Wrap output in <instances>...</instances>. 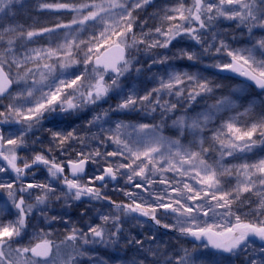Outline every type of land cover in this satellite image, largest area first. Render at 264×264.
<instances>
[{
    "label": "snow or ice",
    "instance_id": "6c2138e0",
    "mask_svg": "<svg viewBox=\"0 0 264 264\" xmlns=\"http://www.w3.org/2000/svg\"><path fill=\"white\" fill-rule=\"evenodd\" d=\"M21 3L22 0H0V48L3 49L0 52V98L10 97L6 109L0 111V125H9L7 134L0 131V176L8 177L0 179V193H6V199L0 197L3 201L0 203V264H83L85 258L89 264H99V258L94 255L97 246L118 250L130 248L133 255L126 264H230V257L240 253L247 254L248 264H264V157L249 161L246 156L238 155L252 153L258 147L264 149V99L259 98L264 96V0H191L190 4L188 0H176L175 6L162 10L160 26L148 33L142 31L139 36L135 32L137 13L152 0H39L40 10L68 13L72 19L28 30L13 26V9ZM218 20L231 21L242 34L246 30L248 46L232 47L227 42L226 31L212 33L209 43L205 34ZM89 24L99 25L101 30L98 34L93 32L87 40L80 39L78 34ZM257 32L261 35L257 36ZM45 37L48 39L45 47L28 48ZM185 37L199 45L202 51L197 53L182 48L172 57L157 54L148 68L150 71L156 64L163 67L156 87L144 90L141 95L136 87L123 83L133 70L137 74L142 71V66H136L140 61L133 55V49L137 52L141 51V46L146 52L169 49L174 41ZM20 48L25 49L23 56L18 55ZM81 54L85 71L76 75L70 69L81 63ZM204 55L227 57L211 66L219 72L245 77L261 90L260 93L251 98L250 93L243 95L244 88H230L224 92L221 91L223 85L198 74L175 70L171 64L173 59L196 61ZM28 64L33 67H27ZM13 67L18 70L17 78L11 74ZM19 70H23L22 75ZM85 80L90 82L85 84ZM14 84L22 85L15 95L10 91ZM45 88L48 90L44 91ZM113 93L119 96L117 105L93 115L87 125L95 127L100 122L108 123L111 115L134 111L155 113L159 110L163 118L175 113L178 104L184 101L180 109L182 114L172 120L171 126L177 133L175 138L162 135L160 125L116 122L114 128H101L108 132L106 137L92 136L102 144L105 141L115 144L113 151L102 152L96 148L85 152L86 136L77 135L75 129L67 132L49 129L50 143L55 144L62 155L73 142L81 144L75 159L69 156L66 163L57 161L49 155L53 151L51 147L35 152L30 160L19 156L20 151L28 149L27 134L46 115L55 118L58 114L78 113ZM165 94L175 96L177 101L164 99ZM198 98L204 100V106L196 111L194 106ZM245 116L249 119L241 124ZM215 120L219 124L210 128ZM129 128L132 133L126 137L124 133ZM208 131L211 137L206 139L204 134ZM184 137H190L187 145L182 142ZM213 152L218 153V158L210 162L208 156ZM228 157L243 162L226 164ZM108 158L126 162H118L117 166L116 161L109 162ZM22 159L24 162L20 166ZM89 164H95L97 170L84 182ZM41 165L47 170L48 182L24 184L23 177ZM168 172L194 183L185 181L180 186V180L164 175ZM157 175L161 177L158 183L165 188L161 194L150 193L151 203L128 191L125 195L131 202L116 203L96 183L106 187L109 179L115 181L118 176H125L128 184L147 192L157 183L152 179ZM230 178H235V187L226 188ZM137 180L144 183L135 182ZM56 182L63 187L57 189ZM33 189H38L39 193L29 202ZM246 193H254L257 201L249 213L241 215L233 208L236 204H251L243 198ZM53 198H63L66 203H83L84 198L108 200L116 214L98 210L99 223L86 222L79 227L72 224L59 244L41 238L30 246H20L29 219L37 211L46 222L72 223L62 216H48L45 208ZM160 209L173 214L175 224L162 223L157 215ZM87 213L84 209L80 215L83 217ZM210 215L221 216L226 222H198L200 216ZM249 215L252 219L246 218ZM6 216L15 218L5 220ZM137 216L146 217L165 229H174L182 236L206 241L204 249L212 252L206 254L193 246L182 249V255L173 256L159 245L145 247L148 242L155 243V236L144 240L125 238L124 218L136 219ZM44 235L47 237L50 233ZM252 238L261 241L262 246L253 248ZM122 239L125 240L123 245L120 244ZM14 244L17 247L13 248ZM67 249L70 251L65 252Z\"/></svg>",
    "mask_w": 264,
    "mask_h": 264
},
{
    "label": "rangeland",
    "instance_id": "374dc122",
    "mask_svg": "<svg viewBox=\"0 0 264 264\" xmlns=\"http://www.w3.org/2000/svg\"><path fill=\"white\" fill-rule=\"evenodd\" d=\"M39 0H22L21 4L15 5L13 11L15 12L14 20H13V26H23L24 29H38L40 27H46V26H52L54 22L59 20L60 22L67 23L72 19V15L68 13L63 14H54L49 11H42L39 9L38 6ZM188 3H191V0H188ZM176 0H156L149 6H147L143 10H139L138 15V21L137 26L135 28L136 34L139 36L141 32L148 33L150 30L154 29L157 26H160L161 24V16L163 14L162 10L166 7H172L175 6ZM8 26V23L5 22V27ZM101 30V26L96 25L93 26L89 24L86 28V30H81V32L78 34L80 39L87 40L93 32H98ZM235 30V31H234ZM67 31V30H64ZM226 31L227 33V42L231 44L232 47H247V32L246 30L242 34L240 30L236 29V25L232 23L231 21L227 20H218L215 22L214 26L211 28V31L206 32V39L209 43L212 42V33H224ZM154 35V34H153ZM261 35V33L257 32V36ZM235 37V39H233ZM151 38V37H150ZM48 43L47 37L43 39H37V41L34 44L28 45V48L33 47H45ZM218 43V41H217ZM144 46H141V51L137 52L135 49L132 50L133 55L137 57V59L140 61V64H137V67L142 66L141 73L137 74L134 70L132 74L127 77L123 83L128 86H134L139 91L140 94H144V90H150L153 87H156L158 84L159 77L163 74V67L159 64L153 65L151 67V70L149 71V65L152 63V60L156 58L157 54L163 56L167 55L168 57H172L174 54L178 53L179 49H187L190 51H194L197 53H200L202 49L199 45H196L194 41L189 40L187 37L184 39H177L173 42V44L170 46L169 49H154L152 51H144ZM3 49L0 48V52H2ZM25 54V49L20 48L18 49V55L23 56ZM221 58L228 59L227 57H214L209 55L201 56L196 61H189L187 58L183 59H173L171 60V64L175 70L181 71V72H189L193 74H199L198 71H214L213 65L214 63L218 62ZM11 59V58H9ZM81 63L74 66L73 69H70L71 72H74L76 75H79L80 73L85 71V66L82 63L83 55L81 54ZM27 67L32 68V64H28ZM90 71V70H89ZM23 70H19V74L22 75ZM11 74L13 78H17L18 70L13 67L11 69ZM203 76L207 79L208 77L204 75ZM155 77V79H154ZM37 78L38 74H37ZM60 79H63L64 77H59ZM74 78V77H72ZM110 82V77L107 78ZM210 80V79H209ZM89 80H85V84L89 83ZM28 83L31 84V77H29ZM58 83V80H57ZM236 83V84H235ZM56 85H53L55 87ZM22 85H15L14 89L12 91V94L15 95L21 91ZM230 88H244L243 95L251 94V98H256V93L254 90H252L250 87H246L245 84L242 83H229L228 89L225 91L227 92ZM48 89L45 88L44 91H47ZM249 90L253 91L250 92ZM68 91H71L69 89ZM258 94V93H256ZM37 97L39 96V93L36 94ZM110 99L107 101L106 107H100L95 106L90 109H83L81 118H82V135L80 134V126L77 125L74 127L75 130L79 129L77 132L79 133V136H86L88 139L85 141V144L87 145L84 147V151L88 152L90 150H94L96 148H99L102 152L104 151H113L115 149V144H112L110 141H105L103 144L100 142L99 139H92L93 134H97L100 138L106 137L108 135L107 131H101V128L107 130L110 128L115 127L116 122H124L126 124L131 125H137L140 123H147V124H153V125H160L161 134L166 137H172L175 138L177 133L172 128V120L176 118V116H179L182 114L181 108L184 105V101H181L180 104H178V110L175 113H169L167 116H164L162 118L160 111H156L155 113H152L150 111H134L129 112L127 114H116L111 115V118L108 123L100 122L95 127H91L87 125V121L92 118L93 115L100 113L103 109L111 107H115L117 103L119 102V96L115 93L111 94ZM260 99H264V96H260ZM164 99L171 100L172 102H176L177 98L175 96H168L165 94ZM10 100V97H7L5 99V104L0 103V111H4L6 109V106L8 105ZM211 102V101H209ZM23 103V101H21ZM204 106V100L198 98V102L194 106V110L199 111ZM27 107V105H25ZM242 111V109H241ZM257 111H259V108H257ZM75 113L71 114L74 117ZM230 115H234V113H231ZM70 116V115H69ZM249 118L247 116L243 117L241 119V124H243L244 121H247ZM163 120V123H162ZM219 121L215 120L213 123L209 126L210 128L218 125ZM9 127H5L3 130L5 134H7ZM0 131H2L0 129ZM129 133H132V129L129 128L124 133V135L127 137ZM205 138L208 139L211 137V131L206 132ZM190 137H184L182 138V142L187 145L188 140ZM29 141L27 137V142ZM210 142V139H209ZM208 144H205V147H207ZM218 146V145H217ZM29 147V146H28ZM242 158L246 156V158L249 161L257 160L261 157H264V149L256 148L252 153L248 154H238ZM19 156L26 159H31L32 156L28 152V149L20 151ZM28 156V157H27ZM214 158H218V153H210L208 156V160L211 162ZM109 162L116 161L117 166L118 162H126L123 161L120 158H108ZM24 160L22 159L20 161L21 165H23ZM239 162H243V160H237L233 159L231 157L226 158L225 163L226 164H237ZM89 167L87 168L88 175L83 178L84 182H87L88 177L93 175L96 170L97 166L95 164H89ZM103 163L100 166V171H102ZM169 179H175L180 180L182 186L183 182L187 181L189 183H194V181L187 180V178H181L177 174L168 172L164 174ZM161 177L159 175L152 177L153 180L157 181V183L153 184L152 187L147 191H142L141 189H136L133 185L128 184L126 182L125 176H118L117 180H108L107 186L100 185V182H96L98 186H101L102 192L109 196L111 194L119 195L122 198H125L127 201L126 203H130V198L125 195V192H133L138 194L139 197L143 198L145 201L153 202L151 194H161L165 188L164 185L159 184L158 181ZM0 179L7 180V176H0ZM41 183V182H48V173L46 168L42 165L40 167L33 168L31 172H29L25 177H23V183ZM135 182L144 183L143 181L137 180ZM236 180L235 178H230L227 180L225 187L226 188H232L235 187ZM55 187L57 189H60L63 187L58 182L55 183ZM145 187L147 185L145 184ZM199 187V186H197ZM32 191V197L29 199V202H33L35 199V195L39 193L38 189H33ZM59 194V193H58ZM0 197H3L6 199V193H0ZM244 200L250 201L251 204H236L233 208L234 212H237L238 214H245L250 212V208H254L257 196L252 193H246L244 194ZM2 199H0V203H2ZM87 209L88 213L86 216H81L80 213L82 210ZM100 211L104 214H116V210L112 204L109 203L108 200H100V201H89L87 198H84L83 203L80 201H68L67 203L63 198L60 200L52 199L49 203L48 207L45 208V212H47L48 216L51 217L53 215L56 216H62L66 220H70L72 223L65 225L62 221H51L46 222L43 215L40 214V212H36L33 216L29 219V226L26 229V234L23 236L22 240L20 241V246H30L31 244H35L39 242L41 238H48L53 240L55 243L59 244L61 240L64 239V236L67 234V232L71 229L72 224H75L77 227L81 225H85L86 222H92V223H99V216L97 215V211ZM222 212L223 210H217ZM123 215L122 213H120ZM158 217L162 220V223L167 224H175L174 215L171 213H165L163 209L158 210L157 213ZM14 216H6L5 220L7 219H14ZM247 219H252L251 215L246 217ZM125 223L123 225V235L125 238H131L136 237L141 240H144L148 236H155L156 241L155 243L148 242L145 244V247H156L160 246L162 249L166 248L170 255L175 256L176 254H180V247L178 246L181 244L180 240H183V238L187 239V236L180 235L179 232L169 229H165L159 225H156L154 221L150 219L141 220V219H132L131 217H125ZM139 221V222H138ZM234 221V218H233ZM198 222H203L207 224H213V223H219L224 224L226 222V219L221 216L216 215H210L209 217H199ZM166 230V231H165ZM45 233H50L49 236L45 237ZM128 233H134L132 236H129ZM188 241V239H187ZM189 242V241H188ZM125 243V240L122 239L120 241V244L123 245ZM190 243V242H189ZM251 246L253 248L258 249L259 246L253 242H250ZM193 246H197L200 252L211 254V252L208 249H204L203 245H195L191 244L188 246V249H192ZM17 247V245H13V248ZM70 251V249L65 250V252ZM99 258V264H126L128 260H130L131 256L133 255V252L130 248H120L119 250L115 247H103V246H97L96 251L94 253ZM83 264H89L87 259L85 258L83 260ZM230 264H248L247 260V254L240 253L236 256L230 257Z\"/></svg>",
    "mask_w": 264,
    "mask_h": 264
},
{
    "label": "trees",
    "instance_id": "16d2710c",
    "mask_svg": "<svg viewBox=\"0 0 264 264\" xmlns=\"http://www.w3.org/2000/svg\"><path fill=\"white\" fill-rule=\"evenodd\" d=\"M200 75H204L208 77L211 81L223 85V88L221 91H226L228 89V84L233 83L236 81H233L228 78H221L218 75L214 73V71H198ZM238 83V82H237ZM236 84V83H235ZM250 92L253 93V91L249 90ZM255 96L257 95L256 93ZM110 99V97H107L106 100L99 102L97 105H89L84 109H90L95 106H100V107H106L107 106V101ZM5 100H1V104H5ZM82 114L81 112L75 113L74 117L73 115H68V114H58L55 115V118H53V115H46L40 123L36 124L31 132L27 134V137L29 141L27 142L28 144V152L30 155H34L35 152H40V151H47L49 147L53 149L51 153H49L50 156L56 157L57 161H64L65 163L67 162L69 156H71L73 159H75V152L79 151L80 148L82 147L81 144L76 141L72 143V146L67 148V150L64 152V154H61V151L55 144H51L50 141L52 139L51 137V132L48 131L49 129L53 131H72L75 126L79 125L80 126V134L82 135V118L80 117ZM5 127H9V125H0V129L3 131ZM14 128L20 127L19 125H12ZM77 129L76 131H78ZM79 133L77 132V135ZM33 141H38L37 143L33 144ZM34 149L35 151H33ZM28 157V156H27ZM30 160V159H29ZM20 163V162H19ZM21 165V163H20ZM89 166H87L88 168ZM111 201H115L116 203H126L127 201L125 198H122L119 195H114L111 194L107 196ZM134 233H128L129 236H132ZM181 244L178 246L180 247V254L182 255V249L187 248L190 246V243L187 241L186 238H183V240H180Z\"/></svg>",
    "mask_w": 264,
    "mask_h": 264
},
{
    "label": "water",
    "instance_id": "95a60500",
    "mask_svg": "<svg viewBox=\"0 0 264 264\" xmlns=\"http://www.w3.org/2000/svg\"><path fill=\"white\" fill-rule=\"evenodd\" d=\"M154 1H156V0H152V3L154 2ZM151 3V4H152ZM214 72H215V74L216 75H218L219 77H221V78H228V79H231V80H234V81H236V82H239V83H242V84H245V85H251V89L252 90H254V92H256V93H260V89L259 88H257L256 86H255V84L254 83H252L251 81H247L246 80V78L245 77H241V76H239L238 74H235V73H229V72H219V70L218 69H214ZM13 86L11 87V89H10V91L12 92L13 91ZM8 96H5V97H2V98H0V100H3V99H5V98H7ZM42 166V165H41ZM35 168V167H34ZM66 174H67V169H66ZM85 177V176H84ZM83 177V178H84ZM137 218L138 219H141V220H146L147 218L146 217H142V216H137ZM166 231V230H165ZM187 239H188V241L191 243V244H195V245H203L204 243H206V241H197V240H195L193 237H190V236H187ZM250 242H253V243H255V244H257L259 247L260 246H262V242L261 241H259L258 239H256V238H252L251 240H250ZM210 252H212V250L211 249H208ZM224 255H228V254H224Z\"/></svg>",
    "mask_w": 264,
    "mask_h": 264
}]
</instances>
